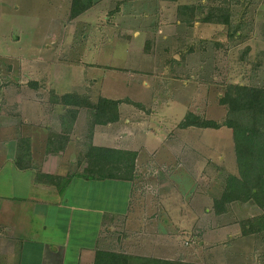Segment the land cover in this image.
Returning a JSON list of instances; mask_svg holds the SVG:
<instances>
[{
    "label": "rangeland",
    "instance_id": "374dc122",
    "mask_svg": "<svg viewBox=\"0 0 264 264\" xmlns=\"http://www.w3.org/2000/svg\"><path fill=\"white\" fill-rule=\"evenodd\" d=\"M71 1L0 0V44L6 54L28 57V48L44 50L52 42L47 36L61 38L62 59L72 65L74 81H84L73 92L121 101L123 121L113 132H131L119 143L139 155L136 170L143 175L133 205L144 210L135 206L110 233L131 237L133 254L264 264V236L240 230L259 208L235 202L227 213H214L227 177L238 174L231 130L180 127L187 113L222 123L219 98L231 83L264 86V0H217L231 7L230 29L178 19V6L206 7L211 0H93L77 19L70 18ZM95 144L107 143L97 136ZM73 154L77 160L82 151L76 146Z\"/></svg>",
    "mask_w": 264,
    "mask_h": 264
},
{
    "label": "crops",
    "instance_id": "0c3cea01",
    "mask_svg": "<svg viewBox=\"0 0 264 264\" xmlns=\"http://www.w3.org/2000/svg\"><path fill=\"white\" fill-rule=\"evenodd\" d=\"M47 38L52 42L45 53L31 47L28 57L6 54L0 44V264H97V254L104 251L163 259L133 254L128 248L134 244L131 237L110 233L120 220L127 222L135 206L144 210L133 205L139 196L135 182L84 178L73 170V152L76 146L82 151L86 128L82 110L69 142L59 150L60 137L68 134V106L56 99L84 81L75 82L72 65L62 59L63 40ZM14 60L20 62L15 67ZM122 121L121 115L116 124L96 127L94 145L102 136L107 144L98 146L132 151L128 142L119 143L131 132L126 127L118 129L123 136L113 132ZM69 173L76 175L69 179ZM134 246L140 249L141 243Z\"/></svg>",
    "mask_w": 264,
    "mask_h": 264
},
{
    "label": "trees",
    "instance_id": "16d2710c",
    "mask_svg": "<svg viewBox=\"0 0 264 264\" xmlns=\"http://www.w3.org/2000/svg\"><path fill=\"white\" fill-rule=\"evenodd\" d=\"M211 0L208 6L202 3L178 6L177 17L186 26L196 22L231 27V7L228 3ZM229 1V0H228ZM93 0H72L70 18L77 19L91 9ZM236 32L232 33L236 34ZM231 35V34H229ZM249 49L245 50V53ZM219 105L226 109L222 123L202 119L193 113H187L180 127L214 128L226 127L231 130L236 155L237 175L227 177L222 195L214 200L216 215L227 213L231 204L252 203L260 214L243 220L240 230L244 236H264V86H251L231 83L225 88ZM58 103L68 106L65 113L67 136L60 137L59 150H64L70 140V132L80 110H86V128L81 138L82 155L76 160L84 178L116 179L136 182L138 173L136 162L138 153L122 149L94 145L93 137L98 126H108L120 121L121 101L99 96L92 99L89 95L75 92L56 99ZM136 106H140L136 104ZM84 152V153H83ZM76 173H69L72 178ZM97 264H201L183 262L182 260H165L151 257L128 256L123 253L99 252ZM103 262V263H102Z\"/></svg>",
    "mask_w": 264,
    "mask_h": 264
},
{
    "label": "water",
    "instance_id": "95a60500",
    "mask_svg": "<svg viewBox=\"0 0 264 264\" xmlns=\"http://www.w3.org/2000/svg\"><path fill=\"white\" fill-rule=\"evenodd\" d=\"M176 58H177V57H176ZM178 58H179V57H178ZM178 58H177V59H178Z\"/></svg>",
    "mask_w": 264,
    "mask_h": 264
}]
</instances>
